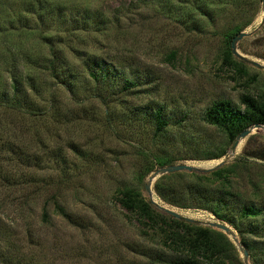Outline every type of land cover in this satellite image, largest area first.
Here are the masks:
<instances>
[{"label": "rangeland", "instance_id": "rangeland-1", "mask_svg": "<svg viewBox=\"0 0 264 264\" xmlns=\"http://www.w3.org/2000/svg\"><path fill=\"white\" fill-rule=\"evenodd\" d=\"M64 2L63 15L28 17L32 31H6L5 40L0 34V94L9 96L18 76L31 103L22 98L18 109L0 107V246L22 248L33 264H149L141 251L150 243L115 192L134 187L149 200L145 186L159 161L205 174L223 159L204 160L225 144L204 113L216 101L238 107L242 94L264 90V6L261 0ZM237 28L246 36L232 57L244 65L243 77L223 65L227 35ZM53 53L69 86L41 67ZM98 70L111 71V79L96 82L90 71ZM157 118L165 123L160 132ZM21 156L29 159L14 161ZM226 156L224 166L242 163L243 179H233L232 191L263 212L249 223L264 226V128L236 139ZM5 175L10 185L1 182ZM154 200L200 226L227 225L240 244L239 234L210 213ZM235 247L240 263L252 264Z\"/></svg>", "mask_w": 264, "mask_h": 264}, {"label": "trees", "instance_id": "trees-1", "mask_svg": "<svg viewBox=\"0 0 264 264\" xmlns=\"http://www.w3.org/2000/svg\"><path fill=\"white\" fill-rule=\"evenodd\" d=\"M52 3L48 0H0V34L3 35V39L5 40L8 36L5 35L6 31L14 30L17 34L22 30L32 31L28 17L37 16L41 22H44L54 10L63 15L64 0H53ZM240 31L237 28L227 35L223 65L234 71L236 75L243 77L246 76V69L242 63L234 61L230 48L231 41ZM168 57L174 58L175 53L169 54ZM41 67L48 70L62 84L70 85L67 77L59 73L62 64L56 54L53 55L50 63ZM90 75L96 82H107L111 79L109 70L90 71ZM9 89L11 91L9 96L0 94V107L18 109L22 98L28 107L30 99L21 78L13 77ZM28 89H33L32 83L28 85ZM24 109L27 114L35 115L31 108ZM203 119L225 138V144L216 146L212 150L213 153L209 152L204 160L220 159L226 155L228 147L236 142L242 132L255 125L264 128V90L257 95L242 94L238 107L232 106L226 100L216 101L205 111ZM156 123L157 131L164 129L163 121L157 118ZM8 148L9 146H6V149ZM28 159L29 157L26 160ZM26 160H23L21 156L14 161L22 164ZM241 164L240 161L205 174L192 172L167 174L156 180L153 192L169 206L206 211L218 221L228 224L239 234L240 245L248 252L251 263L264 264V226L249 223L261 217L263 212L252 204H245L239 192L232 191L233 179H243L240 172ZM157 165L162 168L166 163L159 161ZM137 180L141 184L144 175H139ZM17 181L20 185L27 182L23 176ZM1 182L10 185L11 180L5 175L1 177ZM115 199L130 219L137 223L141 239L150 243L149 247L145 246L141 251V255L148 260L149 264H241L236 247L223 233L196 223L176 220L157 210L147 198L143 197L138 188L128 186L118 188ZM53 204L56 206L57 214L67 218L57 201ZM46 216L43 210L42 218L45 220ZM251 238L263 239V241L258 243ZM26 239L29 241L28 245L33 243L31 233L26 236ZM21 252L22 248L18 246H0V264H33ZM18 254L20 256H16Z\"/></svg>", "mask_w": 264, "mask_h": 264}, {"label": "water", "instance_id": "water-1", "mask_svg": "<svg viewBox=\"0 0 264 264\" xmlns=\"http://www.w3.org/2000/svg\"><path fill=\"white\" fill-rule=\"evenodd\" d=\"M261 3L264 6V0H261ZM244 36H246L245 33H239L231 41L230 48H231V52H232L233 55H237L236 46H235L236 42L241 40ZM253 128L259 129V128H262V127L260 125H255ZM249 134H250V129L242 132L238 136L237 140L244 139ZM228 159H229V157H227V156L223 157V159L217 161L214 166L203 170V172L209 173V172H212V171L217 170L219 168H222L226 164ZM200 170H201L200 168H195V167L186 166V165H173V166L162 167V168L156 170L153 173V175L149 177L148 183L145 186V191H146V193L149 196L150 203L153 206H155L158 210H160L161 212H164L165 214L172 216L176 220H185L186 222L194 223L195 221L193 219L182 216L181 214L175 212L174 210L169 209L166 205L158 204L154 200L155 193L152 191V184L155 183L158 178H160L161 176L167 175V174L179 173V172H188V173L200 172ZM204 225L207 226V227H210V228H213V229H216V230L222 232L228 238L230 236L232 238L234 237L233 240H232L233 244L235 246H239V250H240V252H242L243 258L244 259H248V257H249L248 256V252L245 249H243V247L239 244V241L237 240V238H235V236L232 233L231 229L227 225L222 224V223H218V222H207V223H204Z\"/></svg>", "mask_w": 264, "mask_h": 264}, {"label": "bare ground", "instance_id": "bare-ground-1", "mask_svg": "<svg viewBox=\"0 0 264 264\" xmlns=\"http://www.w3.org/2000/svg\"><path fill=\"white\" fill-rule=\"evenodd\" d=\"M215 163H212V165H214ZM210 167V166H209Z\"/></svg>", "mask_w": 264, "mask_h": 264}]
</instances>
